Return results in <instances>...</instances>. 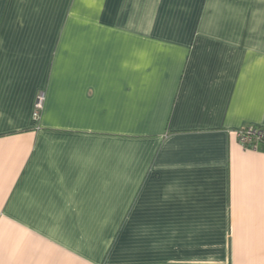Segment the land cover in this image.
I'll list each match as a JSON object with an SVG mask.
<instances>
[{
    "label": "crops",
    "instance_id": "obj_1",
    "mask_svg": "<svg viewBox=\"0 0 264 264\" xmlns=\"http://www.w3.org/2000/svg\"><path fill=\"white\" fill-rule=\"evenodd\" d=\"M248 125L264 0H0V264H264Z\"/></svg>",
    "mask_w": 264,
    "mask_h": 264
},
{
    "label": "built area",
    "instance_id": "obj_2",
    "mask_svg": "<svg viewBox=\"0 0 264 264\" xmlns=\"http://www.w3.org/2000/svg\"><path fill=\"white\" fill-rule=\"evenodd\" d=\"M43 93L40 92L37 95L35 104H34V113L33 117L37 118L39 115V110L42 106ZM237 141L240 146L248 148L251 150L257 149V143L264 141V132L261 127L256 125H248L242 128H239L235 131Z\"/></svg>",
    "mask_w": 264,
    "mask_h": 264
}]
</instances>
